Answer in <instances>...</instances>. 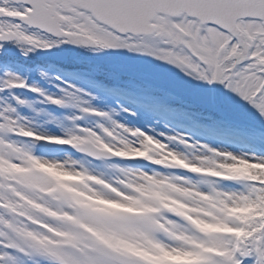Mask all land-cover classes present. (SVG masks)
<instances>
[{
  "label": "rangeland",
  "instance_id": "rangeland-1",
  "mask_svg": "<svg viewBox=\"0 0 264 264\" xmlns=\"http://www.w3.org/2000/svg\"><path fill=\"white\" fill-rule=\"evenodd\" d=\"M9 48L29 63L50 60L62 62L65 67H77L84 58L88 62L85 67L92 64L95 75L96 71L109 68L112 73L108 77L113 80L122 74L130 81L148 85L155 92L164 91L165 98L160 104L163 108L176 104L179 108L192 105L200 114L209 113L212 117L222 113L231 115L245 122L247 130L253 128L250 134L253 139L223 130L217 133L203 126L195 125L194 128L186 124V120L192 118L188 109L176 115L155 104V107L138 104L134 98L122 97L116 91L110 93L113 98H105L97 93L99 87L94 81H79L68 73L55 77L48 74L40 77L41 80L45 78L42 82H31L24 76L30 71L21 65L23 62L17 60L16 65L8 61L11 56H4ZM0 57L5 59L2 65L6 67L0 77L13 73L27 85L0 91V106L13 105L22 125L19 136L10 137L13 143L0 146V153H3L0 154V178L9 190L34 174L46 177L48 181L26 184L25 187L32 191L27 196L21 195L18 207L34 216L39 215L41 220L53 217L54 220L79 223L84 232L99 243L138 252L153 264H209L212 258H220L227 264L234 256L239 236L244 243L258 238L264 223V193L254 198L243 193L246 191L244 182L264 185V163H251L248 159L232 156H213L200 148L207 145L238 156H264V131H261L264 130V118L223 86L218 99L214 84L193 80L173 66L126 50L93 51L88 47L61 44L25 55L18 45L13 44L3 45ZM69 86H74L70 90H80L81 100L86 102L82 107L108 113V117L81 112L71 104L56 105L45 99L62 97L63 90ZM32 88L40 89L44 95L31 91ZM14 97L26 103L18 104ZM77 125L83 128L78 134L68 136L69 131H76ZM32 132L42 135L34 139L23 138L31 136ZM169 136H182L196 146L184 147L173 139L168 140ZM84 142L109 151L115 159L94 162L87 156L64 150ZM17 147L35 156L14 163L12 158L20 156ZM38 156L48 162H41L36 158ZM53 192L66 194L70 204L78 209L103 217L130 218L136 226L116 224L108 230H97L80 223L77 217L54 212L53 208L58 205L53 201H48L49 206H46L44 201ZM99 192H105V195L101 196ZM33 193L37 197L45 194L44 200L37 203L36 199H30ZM169 214L178 220L169 219ZM47 230L56 239L35 234L27 239L51 248L74 241L69 232L52 227ZM5 232L8 238L19 239L11 228ZM165 240L179 246L169 247L162 242Z\"/></svg>",
  "mask_w": 264,
  "mask_h": 264
},
{
  "label": "snow or ice",
  "instance_id": "snow-or-ice-1",
  "mask_svg": "<svg viewBox=\"0 0 264 264\" xmlns=\"http://www.w3.org/2000/svg\"><path fill=\"white\" fill-rule=\"evenodd\" d=\"M9 2L10 0H0V7ZM11 2L18 5L15 11L19 15H0V48L4 42H15L25 55L37 49L47 50L61 44L88 47L93 51L126 50L131 54L151 57L162 64L173 66L193 80L209 85L218 83L253 109L259 117L264 118V0ZM25 87V81L13 73H5L0 77V91ZM72 88L74 86L64 89L62 97L49 96L45 99L56 105L71 104L81 112L108 117V113L82 107L86 102L81 100L80 90H70ZM31 91L44 95L38 88H32ZM14 99L18 104L26 103L18 97ZM21 127V117L16 113V108L11 104L0 106V146L13 143L14 140L10 137L19 136ZM82 128L77 125L76 131H69L68 136L78 134ZM37 135L42 134L32 132L31 136L23 138L34 139ZM167 139H173L184 147L196 146L188 143L182 136H169ZM167 146L172 148L169 144ZM200 148L213 156H232L236 159H248L251 163H264V156H238L207 145H201ZM16 150L20 154L19 158L7 157L12 158L14 163L35 156L34 153L19 147ZM76 150L93 160L107 159L90 155L87 151ZM36 158L41 162H48L44 157ZM32 182L48 181L46 177L34 174L25 178L23 184L9 190L0 178V264H140L139 261L105 248L84 232L79 223L54 220L53 217L41 220L39 215L34 216L24 208L18 207L17 202L20 201L21 195L27 196L32 191L25 185ZM232 182L240 185L236 181ZM244 184V195L254 198L264 193V185L258 182ZM44 195L37 197L33 193L29 198H34L39 203L44 200ZM99 195L104 196L105 192H99ZM48 201L58 205L53 208L54 212L77 217L80 223L93 226L97 230H108L116 224L121 227L136 226V222L130 218L103 217L86 209H78L72 206L70 198L61 192L51 193L48 200L44 201L46 206H49ZM169 219L178 220L171 214ZM41 224L44 227H41ZM48 227L69 232L74 241L59 248H51L27 239L33 234L51 237ZM7 228H11L19 239L14 241L8 238L5 232ZM259 235V240L253 238L242 244L227 264H264V234ZM162 242L169 247L179 246L167 240ZM209 264L226 262L220 258H212Z\"/></svg>",
  "mask_w": 264,
  "mask_h": 264
},
{
  "label": "water",
  "instance_id": "water-1",
  "mask_svg": "<svg viewBox=\"0 0 264 264\" xmlns=\"http://www.w3.org/2000/svg\"><path fill=\"white\" fill-rule=\"evenodd\" d=\"M11 1V0H10ZM0 15H3L5 17L7 16H14V15H8V14H4L2 11H0ZM221 90V85H219L218 83H215V92L218 95L219 92ZM227 118H229L230 120H234L237 121L236 118H234L231 115L225 114ZM73 151L78 152L76 149L81 150V151H87L90 155H97L100 157H107V159H111L113 157V154L110 153L109 151L106 150H100L97 149L96 147H94L90 142H85L83 144H78V145H73L70 147ZM80 153V152H78ZM82 154V153H81ZM261 234H263V229L261 231ZM124 257V256H123ZM133 259V258H132ZM136 261H139L137 259H134ZM140 264H145L142 261H139Z\"/></svg>",
  "mask_w": 264,
  "mask_h": 264
},
{
  "label": "trees",
  "instance_id": "trees-1",
  "mask_svg": "<svg viewBox=\"0 0 264 264\" xmlns=\"http://www.w3.org/2000/svg\"><path fill=\"white\" fill-rule=\"evenodd\" d=\"M23 62H25V61H23ZM27 63H28L29 65H32V64L34 63V61H31V63H29V62H25V64H27ZM81 69H82V68H81ZM109 72H111V71L106 70V71L103 72V73H104V76H103L102 78L99 79L101 85H104V84L108 81V80H106V79H107L106 75H107V73H109ZM118 79H119V80L122 79L121 75L118 77ZM123 79H126V77H123ZM126 80H127V79H126ZM127 88L130 89L131 86H127ZM133 88H134L135 92L138 93V94H143V95H150V94H151L152 96H155V97H158V95L160 94V93L157 94L156 92H154V90H153L151 87H149V86H140V84H137V83L133 84ZM189 111H190L195 117H199V118H201V119H205V118H207L206 115L200 114L199 111L194 110V109H192V108H189Z\"/></svg>",
  "mask_w": 264,
  "mask_h": 264
},
{
  "label": "flooded vegetation",
  "instance_id": "flooded-vegetation-1",
  "mask_svg": "<svg viewBox=\"0 0 264 264\" xmlns=\"http://www.w3.org/2000/svg\"><path fill=\"white\" fill-rule=\"evenodd\" d=\"M7 51V50H6Z\"/></svg>",
  "mask_w": 264,
  "mask_h": 264
}]
</instances>
